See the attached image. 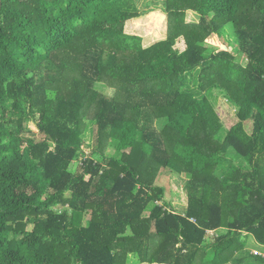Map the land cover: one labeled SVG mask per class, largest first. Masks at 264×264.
Returning a JSON list of instances; mask_svg holds the SVG:
<instances>
[{
    "label": "trees",
    "instance_id": "obj_1",
    "mask_svg": "<svg viewBox=\"0 0 264 264\" xmlns=\"http://www.w3.org/2000/svg\"><path fill=\"white\" fill-rule=\"evenodd\" d=\"M153 7L166 38L144 46L125 25L151 6L0 0V264H264L246 249L250 235L264 251V0ZM225 31L232 48L210 50ZM161 169L185 176L184 211Z\"/></svg>",
    "mask_w": 264,
    "mask_h": 264
},
{
    "label": "rangeland",
    "instance_id": "obj_2",
    "mask_svg": "<svg viewBox=\"0 0 264 264\" xmlns=\"http://www.w3.org/2000/svg\"><path fill=\"white\" fill-rule=\"evenodd\" d=\"M131 6L137 7L139 10H145L151 6L152 11L148 12L140 17L132 18L126 22L125 31H127V27L130 32H135L136 34H140L139 36L143 39V45H150L156 41L162 40L166 38L167 32V16L160 9H156L155 5H160L161 0H130ZM155 8V9H153ZM186 20L190 22H194L198 20V15L192 10H188L186 13ZM127 31V32H129ZM229 32H223L221 35H213L206 41V46L212 50H229L234 45V38L228 34ZM144 45V46H145ZM239 63L245 65L247 63V59L242 55L238 54L237 58ZM95 88L98 91L103 92L105 95L109 96L111 94V90L109 87L105 86L102 83H96ZM213 105L216 111L219 114V117L224 125L229 124L234 115V107L228 102V100L222 95L219 94L218 91H215L214 96L212 97ZM152 116V125L156 129H160L163 124L162 119ZM88 118H92V113L89 114ZM31 128L34 129V126L31 125ZM96 126L94 119H89L86 122L84 127V132L82 133L83 145L81 151L88 152L91 147L95 143L96 138ZM113 147H107L106 152L108 154H115V156H119L113 152ZM153 182L158 184L164 188L165 191V199L170 203V206L176 212L184 211L186 205V194L183 189V180L185 176L177 175L174 173L164 172L162 169L153 177ZM55 210L59 211L60 208H55ZM147 214V212H146ZM225 229L221 228L217 230V233H223ZM246 249L247 254L254 253L256 250L259 254H264L263 246L260 245L252 236L246 237ZM243 252H238L235 254V259L239 257H243V260L240 263L231 264H257L251 257L244 255ZM255 255V253H254ZM262 256V255H261ZM127 260L129 262H134L131 260L130 255L127 256Z\"/></svg>",
    "mask_w": 264,
    "mask_h": 264
},
{
    "label": "crops",
    "instance_id": "obj_3",
    "mask_svg": "<svg viewBox=\"0 0 264 264\" xmlns=\"http://www.w3.org/2000/svg\"><path fill=\"white\" fill-rule=\"evenodd\" d=\"M126 33H128V34H135V35H138V34H136L135 32H127V31H125ZM148 46V45H147Z\"/></svg>",
    "mask_w": 264,
    "mask_h": 264
},
{
    "label": "built area",
    "instance_id": "obj_4",
    "mask_svg": "<svg viewBox=\"0 0 264 264\" xmlns=\"http://www.w3.org/2000/svg\"><path fill=\"white\" fill-rule=\"evenodd\" d=\"M255 254H259V252H257L256 250L254 251Z\"/></svg>",
    "mask_w": 264,
    "mask_h": 264
}]
</instances>
